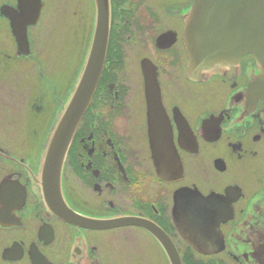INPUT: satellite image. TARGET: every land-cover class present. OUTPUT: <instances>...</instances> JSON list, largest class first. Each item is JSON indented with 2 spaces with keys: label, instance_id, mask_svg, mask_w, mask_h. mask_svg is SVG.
<instances>
[{
  "label": "flooded vegetation",
  "instance_id": "obj_1",
  "mask_svg": "<svg viewBox=\"0 0 264 264\" xmlns=\"http://www.w3.org/2000/svg\"><path fill=\"white\" fill-rule=\"evenodd\" d=\"M20 1L0 0V264H264L254 56L189 76L195 0H108L95 90L66 150L54 148L96 0H40L18 44L13 25L33 16Z\"/></svg>",
  "mask_w": 264,
  "mask_h": 264
},
{
  "label": "water",
  "instance_id": "obj_2",
  "mask_svg": "<svg viewBox=\"0 0 264 264\" xmlns=\"http://www.w3.org/2000/svg\"><path fill=\"white\" fill-rule=\"evenodd\" d=\"M20 3L23 6L27 3L33 16L20 29L13 25V35L18 44L27 43L26 27L35 23L41 6L40 0ZM96 8L97 21L91 51L76 91L53 136L54 148L64 145L66 150L99 79L109 34L108 0H96ZM212 19L217 20L213 30L217 39L214 54H210L213 49L208 40L213 32L210 29ZM227 19L230 20L227 22ZM186 25L189 76L196 77L203 67L223 64L226 58L236 60L243 54L251 53L260 64L261 73L251 81L250 87L264 101V0H195L186 17ZM57 153L59 155L60 150L57 152L55 149L54 154Z\"/></svg>",
  "mask_w": 264,
  "mask_h": 264
}]
</instances>
